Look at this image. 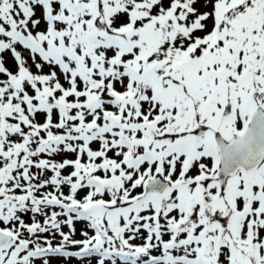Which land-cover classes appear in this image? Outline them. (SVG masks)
Instances as JSON below:
<instances>
[{
  "label": "snow or ice",
  "instance_id": "obj_1",
  "mask_svg": "<svg viewBox=\"0 0 264 264\" xmlns=\"http://www.w3.org/2000/svg\"><path fill=\"white\" fill-rule=\"evenodd\" d=\"M0 264H264V0H0Z\"/></svg>",
  "mask_w": 264,
  "mask_h": 264
}]
</instances>
